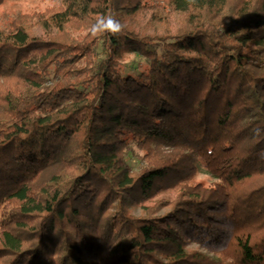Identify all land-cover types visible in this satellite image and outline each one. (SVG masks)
<instances>
[{
	"label": "trees",
	"instance_id": "16d2710c",
	"mask_svg": "<svg viewBox=\"0 0 264 264\" xmlns=\"http://www.w3.org/2000/svg\"><path fill=\"white\" fill-rule=\"evenodd\" d=\"M146 13L154 32L128 24ZM107 17L119 34L94 31ZM0 264H264V0H57L0 23Z\"/></svg>",
	"mask_w": 264,
	"mask_h": 264
},
{
	"label": "rangeland",
	"instance_id": "374dc122",
	"mask_svg": "<svg viewBox=\"0 0 264 264\" xmlns=\"http://www.w3.org/2000/svg\"><path fill=\"white\" fill-rule=\"evenodd\" d=\"M57 3V0H2L0 2V23L3 25H6L9 23L14 16L18 13L32 11V10H44L47 7L53 6ZM150 14L146 13L142 15L137 20H129L127 19V22L130 26H133L135 30H142L147 32H154L156 28H153V26L150 25ZM142 29H141V28ZM164 29L161 27L158 29L157 32H163ZM35 33L40 37H46L47 32L42 27L35 28ZM29 63L36 62L35 59L28 60ZM126 63L129 65V67L132 66H139L145 64V59L141 55H137L136 53H128L126 55ZM131 65V66H130ZM196 180H206V181H212L213 178L206 173V170L201 167V171L195 175ZM181 188H176L175 190H171L170 192L166 193L168 195L171 194L173 198L177 196L180 192ZM163 197V194H158L152 199L144 202L141 205H137L135 207L131 206L130 212L134 216H142L146 213V207L154 206L157 200L161 199ZM114 209V208H113ZM167 211V208H163L160 210V213H164ZM187 250L193 253H199L202 255L207 256V258L213 259L215 262H226L228 260L227 256L224 252L221 251H212L209 249H206L198 242H190L186 246Z\"/></svg>",
	"mask_w": 264,
	"mask_h": 264
},
{
	"label": "clouds",
	"instance_id": "9594fccd",
	"mask_svg": "<svg viewBox=\"0 0 264 264\" xmlns=\"http://www.w3.org/2000/svg\"><path fill=\"white\" fill-rule=\"evenodd\" d=\"M106 21V23H104V21H100L97 26H94V31H111L114 35H116L123 30L124 26L115 18L107 17Z\"/></svg>",
	"mask_w": 264,
	"mask_h": 264
}]
</instances>
